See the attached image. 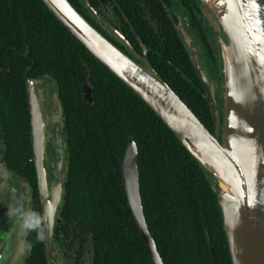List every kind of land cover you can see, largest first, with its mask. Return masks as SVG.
<instances>
[{"label": "trees", "instance_id": "1", "mask_svg": "<svg viewBox=\"0 0 264 264\" xmlns=\"http://www.w3.org/2000/svg\"><path fill=\"white\" fill-rule=\"evenodd\" d=\"M130 10L128 14H135ZM161 10L159 2L147 11L154 16ZM147 16L137 12L133 20L149 47V64L215 132L204 86L177 34L170 29V17L163 14L166 29L159 36L151 27L154 18L147 21ZM0 65V101L14 116L13 127L22 130L17 136L21 145L16 146L14 162L22 169L28 166L32 184L35 175L27 161L31 150L26 145L23 70L30 75L48 73L62 103L67 168L53 239L71 244L77 236L85 240L77 234L81 229L90 233V264H154L128 206L119 167L127 139L133 137L143 212L163 264H212L210 246L217 264H232L212 174L42 0H0ZM178 65L181 71L175 68ZM84 83L91 88L90 100L82 96ZM39 206L35 192L28 227L31 247L25 264H48Z\"/></svg>", "mask_w": 264, "mask_h": 264}, {"label": "water", "instance_id": "2", "mask_svg": "<svg viewBox=\"0 0 264 264\" xmlns=\"http://www.w3.org/2000/svg\"><path fill=\"white\" fill-rule=\"evenodd\" d=\"M42 1L92 55L143 99L212 174V189L232 264H264V0H200L219 31L222 79L219 132L218 105L192 54L189 57L204 86L215 132L208 129L147 60H137L113 44L70 0ZM173 22L176 23L174 18ZM37 79L25 75L32 158L47 261L57 264L51 262L48 247L53 238L55 217L62 204L67 168L66 141L62 132L63 108L54 79L48 84L53 86V91L48 94L45 86L43 95L36 89ZM81 88L84 97L90 100L91 88L86 83ZM41 104L45 107L42 108ZM47 132L50 150H46L43 144ZM46 153L55 168L52 177L43 164ZM136 153V142L129 137L119 160L124 192L150 257L154 264H163L143 212ZM210 256L212 264H217L211 246Z\"/></svg>", "mask_w": 264, "mask_h": 264}, {"label": "flooded vegetation", "instance_id": "3", "mask_svg": "<svg viewBox=\"0 0 264 264\" xmlns=\"http://www.w3.org/2000/svg\"><path fill=\"white\" fill-rule=\"evenodd\" d=\"M71 2L83 16L94 25L95 28L112 40L115 45L117 44L116 46L137 60H142L143 58L148 61L146 55L149 47L146 45L145 37L143 40L139 36L140 34L135 21L133 20V18H136V13L146 12V15H148L146 17L147 21L154 18L151 21V27L159 36H162L166 29V27L163 26V14L166 13L170 17L172 23L170 24V29L177 34L179 42H181V46L185 51L194 72L195 66L190 60V54L194 56L200 69L201 67H206V74H203L208 83L211 80L218 83V85L221 83L218 48L219 31L214 21L203 11V6L200 0H120V2L119 0H71ZM159 2L162 5V10L159 14H154V16H152L151 12H148L147 10L149 7H153V5H159ZM148 4H150V6ZM128 9H132L129 12H135V14H128ZM150 11L152 10L150 9ZM173 18L176 23L173 22ZM160 43L164 44L162 37H160ZM153 50L158 51L154 48ZM197 55L203 60L201 65H199L197 61ZM0 67L3 66L0 65ZM25 67H28V65ZM175 68L178 71H181L179 65ZM38 73L30 75L23 70L24 96L26 102L25 117L28 126V140L26 145L27 147H30L31 150V154L27 161L28 163L31 162L34 169V184H32V181L29 178V172L27 170L28 166L23 165L22 169V166H19L17 162L16 164L14 162L16 146L21 145V140H19L17 136L20 135L22 130L13 127L14 116H11L8 109L5 108L6 103L2 100L0 101V107L2 109L0 110V261L3 259V261H7V264H10V262L11 264H25V260L30 254L31 247L28 227L32 216L30 215L31 204L35 192L39 202L35 165L32 158L33 146L30 133V113L26 99L25 75L38 78L36 80V89L41 92L42 95L46 93L44 86L50 84L52 78L46 72L42 74ZM182 75L186 77L185 79L193 82V79L191 80L189 75H186L185 73H182ZM1 81L0 85L3 84V81ZM83 98L85 97L83 96ZM216 100L219 102V100H221L220 96L217 97ZM41 106L42 108L45 107L44 104H41ZM62 122V132L65 136L64 114ZM11 127L13 128L11 129ZM45 143L43 142L44 148L47 149L48 146H46ZM43 164L49 177H52L55 171L54 166L49 164L46 160L43 161ZM105 173L107 175L109 171H106ZM59 209L60 207L58 210ZM39 210L41 216L40 206ZM55 218H57V220L58 218L60 219L59 214H56ZM22 219L24 228L21 232L20 224ZM17 230L21 233L18 240H16ZM41 232L43 253L47 259L43 228H41ZM58 234L62 236V232H58ZM77 234H81L85 240L81 239V241L77 236L76 241L71 244L70 242L58 241L55 237L54 239L52 238L51 244L48 247L49 258L52 263L57 260L56 254L59 253L67 264H90L92 261L90 233H85L82 232L81 229H78ZM18 245L21 247L22 252L24 251L25 253L26 250H28V252L25 256L24 253L20 254L19 260L16 261L14 259L16 247ZM48 264L50 263L48 262Z\"/></svg>", "mask_w": 264, "mask_h": 264}, {"label": "rangeland", "instance_id": "4", "mask_svg": "<svg viewBox=\"0 0 264 264\" xmlns=\"http://www.w3.org/2000/svg\"><path fill=\"white\" fill-rule=\"evenodd\" d=\"M203 9V11L205 12V10H204V8H202ZM206 16H207V14H206ZM207 18H208V16H207ZM209 19V18H208ZM199 59V60H198ZM197 61H198V63H199V65H201L202 63H203V60H202V58L201 57H199V55H197ZM201 69H202V71H203V73H205L206 74V67L204 66V67H201ZM221 82H222V79H221ZM210 83V87L212 88V93H213V95H214V98H215V102L217 103V105H219V107H218V117L220 118V110H221V108H220V104H219V102H220V100H219V102H218V100H216L217 99V97H221V83L218 85V83H215L214 81H210L209 82ZM46 86V88H48V94L50 93V92H52L53 91V86L52 85H45ZM44 86V87H45ZM52 96H54V94L52 93ZM218 118V124H219V121H220V119ZM218 124H217V126H218ZM220 125V124H219ZM220 127V126H219ZM47 134V137H46V146H48L47 147V149L46 150H50V146H51V142H50V139H49V137H48V132L46 133ZM45 160L50 164V161H51V157L46 153L45 154ZM18 224V223H17ZM20 227H21V229H20V231L22 232L23 231V219H22V222H21V224H20ZM19 227V228H20ZM20 231H18L17 230V238H16V240H18L19 239V235L21 234L20 233ZM27 252H28V250H26L25 251V253H24V251L22 252V249H21V247L18 245L17 247H16V253H15V259L14 260H19V255L20 254H23L24 253V256L27 254ZM57 255V260H55V262L57 263V264H67V262L64 260V258L58 253V254H56ZM24 258V257H23ZM0 264H7V261H3V259H1V261H0ZM10 264H11V262H10Z\"/></svg>", "mask_w": 264, "mask_h": 264}]
</instances>
